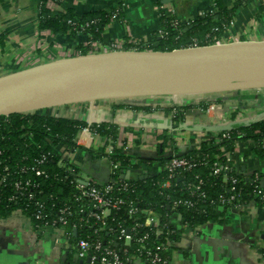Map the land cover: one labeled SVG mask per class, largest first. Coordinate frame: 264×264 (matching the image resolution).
<instances>
[{"label": "crops", "instance_id": "obj_1", "mask_svg": "<svg viewBox=\"0 0 264 264\" xmlns=\"http://www.w3.org/2000/svg\"><path fill=\"white\" fill-rule=\"evenodd\" d=\"M220 0L227 10L236 8L233 26L224 35L225 44L264 42V0ZM40 0H0V77L49 61L72 57L84 47L87 33L53 34L39 30ZM214 0H63L48 1L50 11L69 9L76 17L119 9L120 17L109 20L98 46L112 43H149L159 26L160 8L175 10L181 22L197 19L199 12L211 9ZM51 113L62 118L114 127L115 137H100L94 151L103 153L112 145L131 159L153 160L150 174L160 172L163 161L197 149L210 138L219 116L232 125H245L264 119V90L192 96L147 97L106 100L56 108ZM253 143L240 140L226 154L237 172L248 177L264 175V164L253 154ZM185 155V154H184ZM81 174L99 172L111 175L103 157L81 150L70 157ZM106 169V170H105ZM129 175L140 174L130 171ZM134 176V175H133ZM112 178V176H110ZM264 206L253 200L238 208H219L215 221L190 229L181 228L169 253L171 264H264ZM0 264H79L67 249L63 229L38 227L18 212L0 215Z\"/></svg>", "mask_w": 264, "mask_h": 264}, {"label": "trees", "instance_id": "obj_2", "mask_svg": "<svg viewBox=\"0 0 264 264\" xmlns=\"http://www.w3.org/2000/svg\"><path fill=\"white\" fill-rule=\"evenodd\" d=\"M53 1L57 5H62V0H40L37 14V24L39 30H48L53 34L70 33L75 35V31L83 29L89 34L92 41H100L101 33L105 25L110 20L115 10L108 12L88 13L81 17H76L69 9L50 11L46 4ZM244 0H239L240 5ZM216 11L212 15L203 18H197L194 21L185 24H179L175 29L169 24L168 17L161 16L159 27L162 36L159 37L155 33L153 41L149 43H139V50H156V51H172L175 49L187 47L192 40L204 41L205 36L214 38L222 34V29L230 20H232L233 12L236 5L229 11L220 4V0H214ZM120 17V11L118 13ZM218 29V32H213ZM125 48H128L125 45ZM81 54L87 53V47H79ZM82 127H88L106 138L115 137L114 127L93 124L89 126L84 121L62 118L60 116L47 115L45 111L36 112L34 114H16L0 117V173L4 166L11 169V175L7 185L0 188V215H9L11 212H18L28 218L36 226H41L40 222H35L30 212L33 207L25 198H21L15 203H8L5 198L14 194L10 182L16 179H25L29 177L35 184H39V190L42 195L34 193L35 199L42 200L50 209L46 213L47 219L51 218L56 209L66 206L71 209L72 215L68 217L69 225L76 223L78 215L75 212L80 202L75 201L77 192L74 188V176L81 174L80 169L70 166V171L56 167L59 155L52 147L62 142L68 148L74 147V138L78 130ZM30 133L32 139L22 137L23 134ZM240 140H249L253 143V154L264 164V119L254 121L245 125H232L229 130L213 132L212 136L203 141L197 149L189 151L182 156L187 159L193 166L189 171L179 172L177 178L169 189H160L157 183L165 180L166 173L161 172L156 175H147L142 180H125L118 179L121 173L118 171L113 173L112 178L118 180L119 183L127 184L130 191L126 192L122 198L128 201H134L140 210L152 209L165 229L173 230L174 225L169 222V218L174 211L169 209L171 200H191L196 203L193 211H187L178 208L175 213L181 216V224L188 227H195L205 222L215 221L219 196L227 197L225 189L231 187L229 182H224L222 176L211 174L212 166L215 162L224 163L225 153H230L235 144ZM218 141V142H217ZM49 160L43 164L47 177H36L33 174L19 173L21 167H32L35 160L42 155H47ZM88 155L95 157H105V154L96 151H88ZM109 161L119 163L122 166L137 169L140 165L152 164L153 160H139L134 163L128 157L115 150L109 157ZM166 162V161H163ZM236 171V170H235ZM230 172L228 176H235L239 182L234 185L237 194V202L245 204L251 200L260 206H264V175L258 173L263 178L262 183L254 181L253 178L244 177L240 172ZM201 181L200 189L205 194L202 199L198 196V192L190 193L187 190L188 184L197 185ZM51 196L50 198H47ZM3 199V200H2ZM28 212H27V211ZM127 206H122L108 218L107 222L112 231L101 232L98 237L105 243L112 241L118 246L120 244L117 238L118 225L127 226L126 220ZM82 216V214L80 215ZM144 221L142 215L139 216ZM69 225L64 230L70 234L71 241L80 238L83 233L87 232L85 228H81L77 234L72 233ZM176 229V228H175ZM148 230H141L132 237L134 239ZM179 230H174V234L169 240H174ZM90 232V231H88ZM82 234V235H81ZM150 243L155 244L153 238ZM264 261V249L261 251Z\"/></svg>", "mask_w": 264, "mask_h": 264}, {"label": "water", "instance_id": "obj_3", "mask_svg": "<svg viewBox=\"0 0 264 264\" xmlns=\"http://www.w3.org/2000/svg\"><path fill=\"white\" fill-rule=\"evenodd\" d=\"M262 90L264 42L81 54L1 76L0 117L106 100ZM231 126V122L216 126L213 132ZM89 166L91 172H82L91 179L102 184L113 181L106 169V174L98 173V163ZM129 173L119 178H146Z\"/></svg>", "mask_w": 264, "mask_h": 264}, {"label": "built area", "instance_id": "obj_4", "mask_svg": "<svg viewBox=\"0 0 264 264\" xmlns=\"http://www.w3.org/2000/svg\"><path fill=\"white\" fill-rule=\"evenodd\" d=\"M114 10L115 12L110 18L111 21L119 19V9L117 8ZM215 11V3H213L211 9L207 12H199L197 14V18L212 15ZM161 16L172 18L170 19L169 24L173 27V29H175L179 24L188 25V22H181L175 16V10L173 9H164L161 7L158 15L159 21ZM233 24V20H230L229 23L223 27L222 34L214 38L212 42L210 36L206 35L204 41L192 40L185 48H198L225 44L224 35L233 26ZM213 32L217 33L218 29H214ZM75 33L78 34L87 32L83 29H78ZM156 33L159 37L162 36V31L159 26ZM125 45H127L128 48H125ZM137 45L138 43L129 40L125 43H112L108 47H102L98 46L96 41H92L89 37L88 42L85 43L84 47H87L86 54H97L113 51H141L137 49ZM144 51L149 50L144 49ZM78 55H81L79 50L75 51L72 54V57ZM46 114L51 116L54 115L51 113ZM217 122V126H224L229 124L231 120L229 117L221 115L217 118ZM22 137H27L29 140L32 139V135L30 133H25ZM100 137L101 136L98 135L95 130L88 127H82L78 130L74 138V147L68 148L62 142L53 146L52 148L57 151L60 157L56 162V167L70 171V166H73L70 156L75 155L81 150L94 151L96 146L95 142ZM104 150L105 157L103 158L109 165L111 176H113V173L116 171H119L121 175L130 171L135 173L139 172L140 174H150L149 171L150 167H152L151 164L140 165L137 169H131L130 167L122 166L119 163H114L108 160V157L116 150L114 146L107 145ZM226 154L228 153L224 154V163L215 162L213 164L211 174L215 176L221 175L224 182H229L231 184V187L225 189L228 196H219L218 204L220 207L225 209L238 208L242 204H239L236 200L237 194L234 191V185H236L239 180L235 176H228V173L235 171V168L231 165L230 159ZM47 160H49L48 154L42 155L39 159L35 160L34 166L21 167L19 173H30L36 177H47L46 170L43 168V164L46 163ZM192 166L193 165L183 157L169 158L161 166L160 172L157 173H166L165 180L161 183H157L158 187L160 189H169L172 186L174 187L173 182L177 178L179 172L189 171ZM10 175L11 169L4 166L2 168V172L0 173V188L9 184L8 181ZM248 177L261 183L263 181V178H261L258 173H251ZM112 180V182L102 184L84 174L74 176L75 184L73 186L77 192L75 201L80 202L81 205H78L75 211L78 215L77 222L71 225H69L68 222V217L72 215L71 209L66 206L56 209L51 218L47 219L46 213L52 208V206L49 209L42 200L35 199L34 193L37 192V194L42 195V191L38 189L39 184L33 183L29 177L25 179L12 180L10 185L12 186L14 194L5 198V201L8 203H15L21 198H25L33 207V209L29 212L35 222H40L43 227L46 226L54 229H63L67 249L72 252L75 261L79 264H171L168 255L173 248L176 238L174 240H169V237L174 234V230L191 228L186 224L180 223L181 216L178 213H175V211L178 208L193 211L196 203L191 200H171L169 209L174 211V213L169 218V222L174 225V229L168 230L165 229V225L160 223L159 217L152 209L140 210L134 201H128L122 198L128 190L130 191L127 184L119 183L115 178H112ZM201 185V181L199 180L197 185L188 184L187 190L190 193L197 191L198 196L203 199L205 194L200 189ZM50 197L51 196L47 198ZM122 206H127V226H117V238L119 239L120 244L115 247L114 243L112 246V241L105 243L98 237V235L104 231H112L107 220L113 212L118 211ZM81 214L82 216H80ZM140 215L144 217V221L140 220ZM68 225L72 233L77 234L81 228H85L87 232L83 233L84 235L81 234L82 236L80 238L71 241L70 234L64 230V228ZM143 229L148 231L143 232L140 237L136 239L132 237ZM151 238H153L155 244L150 243Z\"/></svg>", "mask_w": 264, "mask_h": 264}, {"label": "rangeland", "instance_id": "obj_5", "mask_svg": "<svg viewBox=\"0 0 264 264\" xmlns=\"http://www.w3.org/2000/svg\"><path fill=\"white\" fill-rule=\"evenodd\" d=\"M53 109H49V110H46L45 112H49V111H52ZM72 158V156H70Z\"/></svg>", "mask_w": 264, "mask_h": 264}]
</instances>
